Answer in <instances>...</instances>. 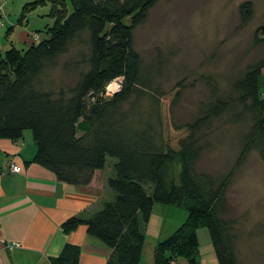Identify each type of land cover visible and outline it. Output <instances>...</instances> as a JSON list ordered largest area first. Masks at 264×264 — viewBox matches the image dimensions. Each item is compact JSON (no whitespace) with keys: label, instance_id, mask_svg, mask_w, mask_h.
I'll return each instance as SVG.
<instances>
[{"label":"trees","instance_id":"16d2710c","mask_svg":"<svg viewBox=\"0 0 264 264\" xmlns=\"http://www.w3.org/2000/svg\"><path fill=\"white\" fill-rule=\"evenodd\" d=\"M159 0H32L49 5L51 26L45 37L24 48L11 46L0 58V138L16 141L31 131L36 146L33 162L52 172L56 180L86 187L96 171L111 167L107 178L114 197L87 218L70 217L62 223L69 233L80 224L87 233L111 249L106 264H139L144 230L156 203L186 211L184 221L154 247V264L184 258L199 264L198 229L207 230L218 264L237 260L230 224L219 216L227 176L220 182L196 170L200 155L199 132L211 117L224 112L229 102L220 97L205 105L191 122L175 123L173 109L182 83L169 91L153 88L142 76V58L135 50L133 32ZM242 23L253 15V5L238 7ZM129 17L128 24L123 22ZM21 15L18 22H22ZM39 31V30H38ZM264 38V23L256 30ZM37 36L35 39L34 37ZM81 45L62 70L77 73L74 84L54 90L46 87L47 70L72 46ZM264 54L250 64L234 83L241 109L252 126L243 150L264 145ZM121 78L120 89L105 96V87ZM147 95L155 107V126L127 122L120 106L131 97ZM108 158L112 163H108ZM179 165L178 182L168 181L167 166ZM10 171V170H9ZM79 248L66 244L52 264H77Z\"/></svg>","mask_w":264,"mask_h":264},{"label":"rangeland","instance_id":"374dc122","mask_svg":"<svg viewBox=\"0 0 264 264\" xmlns=\"http://www.w3.org/2000/svg\"><path fill=\"white\" fill-rule=\"evenodd\" d=\"M31 1L3 2L0 58L10 40L24 48L36 33V40L45 37V28L52 25L48 4L38 3L24 11L25 4ZM66 1L70 13V0ZM243 1L253 5V15L245 24L238 11ZM21 15L22 24L18 22ZM129 21V17L123 19L125 24ZM263 23L264 0H159L133 32L134 48L142 58V76L149 79L151 86L169 91L176 83L183 85L172 106L175 123L193 121L217 97L229 102L224 112L211 117L200 129L196 170L207 172L216 182L227 176L219 216L230 224L234 252L243 264H264V145H250L243 150L252 121L249 113L241 109L234 83L264 54V38L256 32ZM24 32L29 33L27 42L19 44ZM79 49L81 45H73L58 59L55 68L47 70L46 87L57 90L74 84L77 73L62 70V63L74 59ZM110 95L105 92L106 97ZM120 109L131 125L156 124L155 107L146 94L131 97ZM26 133L30 135L31 131ZM107 161L113 162L110 158ZM165 173L169 182H178V163H170ZM185 217L182 208L154 205L153 221L144 230L139 264H154L157 240L165 239ZM198 238V263L218 264L207 230L198 229ZM177 258L178 264H188L184 258Z\"/></svg>","mask_w":264,"mask_h":264},{"label":"crops","instance_id":"0c3cea01","mask_svg":"<svg viewBox=\"0 0 264 264\" xmlns=\"http://www.w3.org/2000/svg\"><path fill=\"white\" fill-rule=\"evenodd\" d=\"M26 35L19 44L27 42ZM11 46L23 48L10 40L5 49ZM26 131L16 141L0 138V264H52L66 244L78 246L77 264H106L110 248L90 236L84 224L65 233L62 223L73 216L87 218L114 197L107 185L113 170L105 166L96 171L86 187L58 181L33 162L36 146ZM12 162L21 167L19 172L9 171ZM152 216L153 209L147 226Z\"/></svg>","mask_w":264,"mask_h":264},{"label":"built area","instance_id":"2783aa9c","mask_svg":"<svg viewBox=\"0 0 264 264\" xmlns=\"http://www.w3.org/2000/svg\"><path fill=\"white\" fill-rule=\"evenodd\" d=\"M6 0H0V24L2 23V17H3V2ZM37 36L34 37V39ZM113 81V82H112ZM106 87H105V92L113 94L115 92H117L120 89V83H121V78H115L114 80H112ZM113 84H115L113 86L112 89L109 88V86H112ZM9 170L12 173H17L21 170V167L19 165H17L16 163H10L9 164Z\"/></svg>","mask_w":264,"mask_h":264}]
</instances>
